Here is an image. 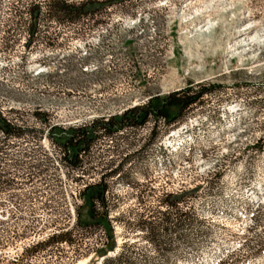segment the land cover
Wrapping results in <instances>:
<instances>
[{"label":"rangeland","instance_id":"rangeland-1","mask_svg":"<svg viewBox=\"0 0 264 264\" xmlns=\"http://www.w3.org/2000/svg\"><path fill=\"white\" fill-rule=\"evenodd\" d=\"M34 1L0 0V107L29 124L48 128L38 110L49 123L70 125L189 82L220 86L151 147L143 145L153 124L101 139L82 177L48 138L6 140L0 169L11 174L0 179V264H100L98 228L76 231L74 246L23 250L73 226L80 189L121 164V175L105 181L112 254L125 249L130 257L122 264H216L232 250L235 264H264V248L244 258L264 245V0H128L95 25L57 22L46 0H37L40 37L27 45ZM38 161L48 163L44 172L29 175ZM181 192L189 193L170 209L167 195ZM167 211L185 212L186 224L156 230ZM246 239L253 249H238Z\"/></svg>","mask_w":264,"mask_h":264},{"label":"trees","instance_id":"trees-1","mask_svg":"<svg viewBox=\"0 0 264 264\" xmlns=\"http://www.w3.org/2000/svg\"><path fill=\"white\" fill-rule=\"evenodd\" d=\"M127 1L128 0H46L45 4L49 17L57 22L76 24L85 20H91L92 24L95 25L105 19V16H107L109 11L114 7L123 5ZM27 9L31 16L29 25L30 33L27 41V45H30L35 38L39 39L40 37L37 32L43 14V4L35 0ZM219 86L220 84L218 83L189 82L184 87L170 91L167 94H151L144 102L128 106L122 111L102 114L92 120L70 125L49 123L46 113L39 110L35 111V118L40 122L47 123L48 128H41L29 124L20 119V117L14 116L11 113L13 109L12 111H6L0 107V153L6 152L8 148L6 147V140L8 139H35V141H40L43 138H48L59 149L60 160L63 165L69 171L78 174V177H82V175L85 174L83 166L89 160L88 158L92 155L95 145L101 139L105 137H111L113 139L118 135L123 136L122 134L126 131L140 129L148 124H153L150 140L143 145L151 147L162 132H167L170 127L184 121L191 110L202 105L204 97L211 95ZM130 145H132V143ZM253 147L260 148L258 143H255ZM37 148L40 149V147H36L35 150ZM143 148L144 147H141V149ZM35 150H32V152ZM116 150L119 151L118 148H116ZM138 151H140V149ZM131 155L127 154L125 157L132 158ZM125 157L123 160L126 159ZM43 164L48 165V163L42 161L31 163L28 167V174L34 175V173L30 172H32L31 168H35L38 169L35 175L39 174L40 176L45 170V167H42ZM11 166L15 167V170H19L22 164L16 162ZM1 167L2 161H0V168ZM121 167L122 164L117 168H112L109 173H104L102 175L100 181L87 183L80 189L77 195V199L80 203L76 204L77 216L73 226L67 227L64 230L59 229L53 234L48 235V238L45 240L34 241L24 247V255L30 252H38L46 246L58 242H66L74 246L77 237L76 231L81 232L92 228H98L104 231L105 237V240L102 238L103 241L95 249L101 260V264H122L128 261L130 257L127 255L125 249L112 254L117 249V239L114 233L113 217H111L113 207L110 202L111 188L105 181L108 176L121 175ZM9 174H11L9 169H5L4 167L0 169V179H4V177L5 179L8 178ZM196 188H198V186H195V188L189 192L192 193L196 191ZM189 192H181L173 195L168 194L164 202H166L170 209L174 210L178 203L183 200V196ZM166 213L163 214L162 226H160V224L154 226L156 230L162 228L169 229L171 226L170 224H172L174 229H180L181 226L186 224V219L184 217L185 212H180L179 214L175 213L176 215L173 217H171V212L167 211ZM164 223H166V225H164ZM250 231L251 228L247 230V236L252 235ZM248 243L249 240L246 239L239 245L238 249L245 246L250 250L253 249ZM263 248L264 245L257 246L244 258H248L249 255L257 253ZM234 251L235 250H232L230 253L222 255L216 264H233L237 262V258L234 257Z\"/></svg>","mask_w":264,"mask_h":264},{"label":"bare ground","instance_id":"bare-ground-1","mask_svg":"<svg viewBox=\"0 0 264 264\" xmlns=\"http://www.w3.org/2000/svg\"><path fill=\"white\" fill-rule=\"evenodd\" d=\"M76 264H85V261L83 260V261H79L78 263H76ZM100 264H101V262H100Z\"/></svg>","mask_w":264,"mask_h":264}]
</instances>
